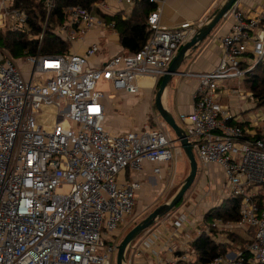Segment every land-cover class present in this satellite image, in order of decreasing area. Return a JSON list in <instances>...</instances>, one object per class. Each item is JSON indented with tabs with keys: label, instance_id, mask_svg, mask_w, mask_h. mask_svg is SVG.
<instances>
[{
	"label": "built area",
	"instance_id": "1",
	"mask_svg": "<svg viewBox=\"0 0 264 264\" xmlns=\"http://www.w3.org/2000/svg\"><path fill=\"white\" fill-rule=\"evenodd\" d=\"M40 1L48 11L42 39L55 0ZM108 1L72 7L56 33L73 42L95 27L115 28V21L95 13L107 9ZM149 1L154 9L147 24L153 33L134 55H117L96 66L89 63L99 51L96 43L84 54L59 55L43 53L40 45L19 60L7 59L0 49V264H113L118 243L105 241L103 230L115 236L120 222L132 214L142 187L138 179L121 180L119 175L127 169L141 171L145 161L160 174L163 164L175 160L177 141L165 127L146 122L140 131H108L107 95L98 89L102 79L114 91L130 94L140 91L145 83L141 78L154 86L188 40L191 22L162 25L167 0ZM14 2L0 0V33L27 26V11ZM229 12L234 23L231 33L221 38L224 55L219 66L183 73L198 79L199 87L194 110L182 119L201 162L218 165L229 183V196L242 198L238 222L218 219L212 226L254 229L244 248L207 264H264V114H235L232 103L218 100L226 80L243 79L264 57V5L247 8L236 0ZM21 60L33 65L28 80L17 67ZM223 91L230 99L255 101L249 90ZM192 217L193 211L171 215L170 227L164 223L148 230L134 254H149L157 264L188 263Z\"/></svg>",
	"mask_w": 264,
	"mask_h": 264
},
{
	"label": "crops",
	"instance_id": "2",
	"mask_svg": "<svg viewBox=\"0 0 264 264\" xmlns=\"http://www.w3.org/2000/svg\"><path fill=\"white\" fill-rule=\"evenodd\" d=\"M223 0H167L166 4L164 5L163 14L161 17V24L165 26H178L183 22L189 21L192 24V27L189 29L188 40L193 36L196 27L202 25L207 21L209 16L212 12L216 9V7L222 2ZM243 5L247 8H253L256 5H264V0H241ZM99 3V2H97ZM124 4L128 3H118L109 0L108 1V8L103 10H96L95 13L97 16L102 18L105 21H114L110 18V16L116 14L121 10H125L126 13H130L133 4H129L131 6L130 10L127 11ZM225 17L224 20L222 19L219 24L213 29L211 34L200 44V46L195 49V51H191L187 60L183 63L181 70L184 73L187 72H210L216 69L224 55V48L221 43V38L232 31V26L234 23V18L229 12ZM98 44L99 51L97 54L89 58V63L91 65L99 66L103 64L105 61L112 59L117 55H126L125 51L120 44L119 40V33L118 30L115 28L110 27H95L91 29L84 38L79 39L77 41L70 42V51L84 54L88 47L91 44ZM249 59H252L250 57ZM252 61V60H251ZM247 64L243 63V66ZM161 80V79H160ZM159 80V81H160ZM232 81L231 79H229ZM158 81V82H159ZM230 81L226 80L224 84L219 89V96L218 100L221 103H229L230 98H228L225 94L223 89L225 87H234L230 83ZM141 82L144 83L142 88L138 93H143L139 100V104L136 106L137 108L143 106L145 107L142 116L140 117V123L137 125H128L127 118L122 111V113L114 112L118 108L121 107L122 103L120 104L117 100L109 97L105 98V106H106V119H105V127L108 131L112 133H126L129 131H140L143 129L144 124L149 122L150 119L154 118L157 120L156 117H153L151 114V106L150 101L152 100V94L155 92V88L158 85V82L155 83L154 86H147L150 83L149 80L145 78H141ZM199 87V80L196 78H190L185 75H180L174 78L171 83L169 89H167L166 94L164 96V102L166 107L174 114L177 122L186 129L187 125L182 119L183 114L191 113L194 110V103H195V94ZM159 88V87H158ZM158 90V89H157ZM113 97L117 98L118 100L129 99L130 93L126 91H112ZM130 96H129V95ZM134 95V94H133ZM112 99V100H111ZM135 99V98H134ZM137 100V99H135ZM232 105L235 102H231ZM142 107V109H143ZM136 110V109H135ZM127 114V110H125ZM139 114V110H138ZM131 118L129 115L128 119ZM163 119V118H162ZM162 125L155 126L154 128H163L164 121L160 120ZM143 123V124H142ZM166 123V122H165ZM169 128V132L173 139L177 141V137L174 131L167 125ZM177 146L181 147V144L177 141ZM183 149V148H182ZM196 149V148H195ZM194 151V150H193ZM195 153V151H194ZM175 153V157H176ZM196 155V153H195ZM171 163H166L162 165V172L160 174L154 173V164L150 161H145L143 169L138 172H133L131 170L124 171L119 175L121 180L124 179H138L141 184V190L139 191L138 195H143L146 190L153 191L157 188H161L160 192L163 193L166 188L167 176L169 175ZM203 169V181L204 183H208L210 193L206 196V198L200 196V200L198 199L197 202L194 204L192 209L193 216L195 217L192 220L191 228L188 230V233L192 239L191 243L189 244L190 253H191V245L192 242L205 230L206 232L210 233V224H206L204 220L205 214L212 208L221 204L222 200L227 198L230 194V186L227 182L225 174L223 173L222 169L216 165L211 164L209 166H205L202 163ZM152 194V193H151ZM155 194V193H154ZM151 197L154 198L152 195ZM159 204L155 205L158 206ZM179 213V212H178ZM169 214V213H168ZM171 215L167 217L164 216V219L156 225V227L163 225L164 223H169ZM201 221L199 218H201ZM162 218V217H161ZM218 220V219H217ZM157 222V221H156ZM226 223H233V222H226ZM154 227V228H156ZM216 233H210L212 238L216 240V242H227L230 240V234H235L244 242H249L254 234V229L249 228L247 226H240L234 227L232 230L224 229L219 230V228H215ZM153 230V228H150ZM145 232V231H144ZM143 232V233H144ZM147 232L145 233V235ZM174 244L176 245L177 249L180 251L181 244L179 241L175 240ZM247 244V243H246ZM245 244V245H246ZM244 245V246H245ZM243 244L241 241L233 242V245L230 246L226 252V254L230 253L234 255L236 251L243 248ZM232 249H236V251H231ZM128 252V250H127ZM131 252V253H130ZM133 255V258L136 257L133 251L129 250L127 261L128 264L130 263V256ZM149 256V257H148ZM162 256L165 258L166 254L162 253ZM191 257L193 254L191 253ZM135 264H157L155 259L149 255L145 254L144 258L137 259ZM188 264V263H185Z\"/></svg>",
	"mask_w": 264,
	"mask_h": 264
},
{
	"label": "trees",
	"instance_id": "3",
	"mask_svg": "<svg viewBox=\"0 0 264 264\" xmlns=\"http://www.w3.org/2000/svg\"><path fill=\"white\" fill-rule=\"evenodd\" d=\"M101 1L103 0H55V5L48 19L47 28L41 39L40 35L44 31L43 26L48 15L43 2L40 0H15L13 6L27 11V26L25 29L8 30L5 33H0V49L7 59L13 60H19L25 55V52L35 53L40 45L43 53L55 55L69 53L71 44L56 33L57 25L63 24L68 19L72 7L81 5L90 8L92 4ZM153 9L154 4L149 0H134L130 13L127 14L125 10H121L110 16L115 21L120 44L126 55L136 54L148 42L153 30L147 24V20ZM243 67L247 66L244 65ZM242 80L247 89L253 94L256 105L264 106V57L258 61L253 69L246 72ZM160 82L161 80L158 82V87ZM237 123L241 124L239 121ZM192 148L193 150L195 149L194 142H192ZM182 200L183 198L173 209ZM241 203L242 198L240 196L231 195L225 198L221 204L212 207L205 214V223L211 225L217 219H221L224 222H238L241 219ZM209 227L210 233H216L213 227ZM210 233L204 230L192 242L191 253L193 257L190 258L188 264H207L216 256L226 254L228 248L233 245V242L241 241L243 248L248 243L244 244L233 233L230 234L229 241L216 242Z\"/></svg>",
	"mask_w": 264,
	"mask_h": 264
},
{
	"label": "rangeland",
	"instance_id": "4",
	"mask_svg": "<svg viewBox=\"0 0 264 264\" xmlns=\"http://www.w3.org/2000/svg\"><path fill=\"white\" fill-rule=\"evenodd\" d=\"M127 11L130 10L131 6L129 4H124L123 5ZM227 18L224 17L223 20ZM17 67L24 76V79L28 80L31 76L32 70H33V65L29 64L25 60L17 61ZM230 83L232 86L235 88H238L240 91H248L247 87L245 86L244 82L242 79H231ZM98 89L103 91L106 97L112 98L113 101L114 99L117 100L120 104L122 103L121 107L118 108L114 112L118 113H124L125 118H127L126 121H128V125H137L140 123V117L142 116V113L145 109V107L141 106L137 108L136 106L139 104V98L143 94L142 92L139 93L138 95H133V94H128L130 96L129 99H123V100H118L117 98L113 97V88L111 86V83L109 81L105 80H100L98 83ZM158 86L155 88V92L152 94V100L150 101V106H151V114L153 117H156L157 120L154 118L149 120V125L152 127L159 126L160 124L162 125V122L160 120H163L162 117L159 114V111L157 110L155 106V96L157 92ZM137 100H135V99ZM111 99V100H112ZM229 102H235V104L232 106V111L235 114H238L240 111H245V110H250L251 113L254 115H260L264 114V106H257L255 101L250 100V99H230ZM143 107V109H142ZM136 109V110H135ZM129 112V114L126 113V111ZM139 110V114H138ZM129 115L131 118L128 119ZM240 115V114H239ZM164 121V120H163ZM261 122V121H260ZM143 124V123H142ZM164 121V125H165ZM167 126V125H166ZM165 127L167 130L168 127ZM192 140H195V137H191ZM195 150L196 157L198 160V174L197 177L191 186V188L186 192L185 196L183 197L182 202L175 208L172 209L168 215H173L176 214L180 211H186V212H191L194 204L197 202V200L202 197L206 198L208 193H210L211 190H209V184L204 183L203 181V169H202V162L198 156V153ZM190 172V163L189 160L184 152V150L179 146L177 150V154L175 157V160L171 162L170 170H169V175L167 176V182H166V188L163 193H161L160 189L157 188L153 191L146 190V192L143 195H137L136 201H135V206L133 209L132 214H128L124 217V219L120 222L119 228L116 231L115 236L109 232L106 228L103 230V238L105 241L110 242V243H120L121 240L124 238V236L139 222L141 221L144 217H146L155 207L157 204H162L167 201H169L180 189V187L183 184V181L185 178L188 176ZM68 189H62V191H67ZM152 193V194H151ZM155 193V194H154ZM139 194V193H138ZM154 196L151 197V196ZM200 200V199H199ZM224 200V199H223ZM222 200V201H223ZM222 203V202H221ZM219 205V204H218ZM194 216L192 217V220H194ZM164 219V216L160 219L157 220V222L151 227L154 228L156 225H158L162 220ZM202 217L199 218L201 221ZM145 236V232L142 233L137 239H135L131 244H130V251H133L136 247H138L142 239ZM231 251H236V249H232ZM131 253V252H130ZM135 255V254H134ZM133 258V255L130 256V263L129 264H135L137 262V259L144 258L145 254L141 256H137ZM116 257H117V251L114 256L113 264H116ZM149 257V256H148Z\"/></svg>",
	"mask_w": 264,
	"mask_h": 264
},
{
	"label": "water",
	"instance_id": "5",
	"mask_svg": "<svg viewBox=\"0 0 264 264\" xmlns=\"http://www.w3.org/2000/svg\"><path fill=\"white\" fill-rule=\"evenodd\" d=\"M235 1L236 0H223L212 12L207 21L196 27L193 36L181 46L171 61L167 73L161 78L155 96V106L166 124L174 131L177 137L176 140L181 144L190 163V172L183 181L178 192L169 201L155 207L124 236L118 244L116 264H128L126 254L130 244L144 231L152 227L158 219L167 215L185 196L186 192L191 188L197 177L199 164L193 151L189 135L187 134L186 129L177 122L174 114L166 107L163 101V96L166 90L170 88L174 78L184 73L181 68L191 51H195V49H197L211 34L213 29L227 15Z\"/></svg>",
	"mask_w": 264,
	"mask_h": 264
},
{
	"label": "bare ground",
	"instance_id": "6",
	"mask_svg": "<svg viewBox=\"0 0 264 264\" xmlns=\"http://www.w3.org/2000/svg\"><path fill=\"white\" fill-rule=\"evenodd\" d=\"M167 91V90H166ZM165 94H166V92H165ZM165 94H164V96H165ZM164 96H163V101H164ZM165 103V102H164Z\"/></svg>",
	"mask_w": 264,
	"mask_h": 264
}]
</instances>
